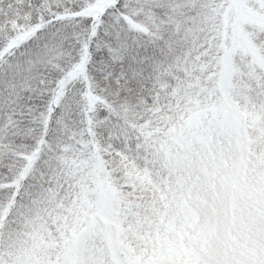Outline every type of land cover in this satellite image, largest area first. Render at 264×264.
Listing matches in <instances>:
<instances>
[{
  "label": "snow or ice",
  "instance_id": "snow-or-ice-1",
  "mask_svg": "<svg viewBox=\"0 0 264 264\" xmlns=\"http://www.w3.org/2000/svg\"><path fill=\"white\" fill-rule=\"evenodd\" d=\"M0 264H264V0H0Z\"/></svg>",
  "mask_w": 264,
  "mask_h": 264
}]
</instances>
